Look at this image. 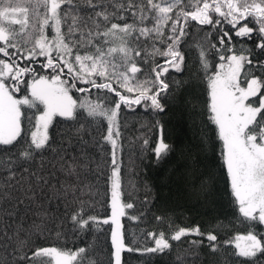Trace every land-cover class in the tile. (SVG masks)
<instances>
[{
	"label": "snow or ice",
	"instance_id": "6c2138e0",
	"mask_svg": "<svg viewBox=\"0 0 264 264\" xmlns=\"http://www.w3.org/2000/svg\"><path fill=\"white\" fill-rule=\"evenodd\" d=\"M181 96L205 117L198 152L215 157L194 162L197 191L222 179L244 234L176 227L133 248L121 224L134 207L121 198L122 106L164 113ZM105 145L111 216L101 220L89 214L86 180L100 167L88 149ZM170 150L161 136L156 163ZM101 225L108 264H126L124 252L163 254L170 241L208 264H264V0H0V264H98L95 242L75 241ZM53 236L74 246H44Z\"/></svg>",
	"mask_w": 264,
	"mask_h": 264
},
{
	"label": "trees",
	"instance_id": "16d2710c",
	"mask_svg": "<svg viewBox=\"0 0 264 264\" xmlns=\"http://www.w3.org/2000/svg\"><path fill=\"white\" fill-rule=\"evenodd\" d=\"M195 31V30H194ZM196 35L202 33L196 32ZM234 40L236 38L234 37ZM236 47H239L237 42ZM195 71V68H193ZM95 92V90H93ZM83 93L73 92L74 98L83 96ZM206 98L203 87L196 93V101L202 102ZM199 112V109H197ZM193 112L191 104L187 103L184 96L176 102H170L164 113L154 114L151 108L142 105H133L132 109L122 106L120 115L121 150L118 152V161L121 163V154H125L133 164L134 172L126 175V183L122 182V201L134 202L137 211L126 209V215L121 217L122 232L125 243L133 248L143 249L154 247V233L158 237L163 232L167 237L176 227L191 228L199 225L202 231L216 230L221 239H227L228 235L244 234V229L236 223L238 213L230 203V198L225 194V186L222 179L217 178L207 195L198 193V171L194 162L203 164L215 163V157L209 150L206 154L198 152L199 128L203 115ZM60 119V118H57ZM162 125V132L160 126ZM55 123V122H54ZM106 122H102L101 130L93 129L95 141H100L102 133H106ZM170 146L168 156L161 163H156L152 149L159 139ZM148 144L145 145L144 141ZM106 151L101 154L96 148L90 147L89 153L94 155L100 163V167L87 176L86 182L95 185L91 199L95 206L88 209L89 214L99 219L109 218L110 214V182H106V169H109L106 161L109 159L110 146L105 145ZM130 156H133L131 161ZM180 176L181 182H177L174 176ZM121 177V173H120ZM99 178V179H97ZM214 193V195H213ZM89 197H85L88 199ZM136 214L138 219L128 218V214ZM156 216L165 219L161 222ZM235 224V227L231 225ZM104 231L90 232L75 241V245L82 246L85 241L95 242L93 253L98 264H108V249L110 247L109 225H101ZM185 240L200 239L199 237H186ZM173 247L163 254H145L128 252L124 254L126 264H208L206 256H193L195 249L188 243L170 241ZM44 246L73 247L71 240H57L55 236L42 242ZM207 243V241H205ZM200 251L207 253V248L201 246Z\"/></svg>",
	"mask_w": 264,
	"mask_h": 264
},
{
	"label": "bare ground",
	"instance_id": "6f19581e",
	"mask_svg": "<svg viewBox=\"0 0 264 264\" xmlns=\"http://www.w3.org/2000/svg\"><path fill=\"white\" fill-rule=\"evenodd\" d=\"M124 155H125L124 153L120 155V157H121L120 173H121L122 182L125 184V183L127 182L125 176L128 175V173L134 172L133 167H134V168H136V167L133 166V164H131V166H130V164H129V163H130L129 159H127V156H124ZM130 159H131V161H132L133 156H130ZM106 170H107V171H106V174L109 175V174H110L109 169H106ZM109 191H110V194H111V187H110ZM131 203L134 205V207L132 208L133 211H134V212L137 211L136 204H135L134 202H131ZM135 213H136V212H135ZM135 213L133 214L134 216H136ZM154 245H155V243H154ZM124 254H126V252H124L122 255L124 256ZM132 254H133V253H129V252H128V256H127V257H130L129 255H132Z\"/></svg>",
	"mask_w": 264,
	"mask_h": 264
},
{
	"label": "rangeland",
	"instance_id": "374dc122",
	"mask_svg": "<svg viewBox=\"0 0 264 264\" xmlns=\"http://www.w3.org/2000/svg\"><path fill=\"white\" fill-rule=\"evenodd\" d=\"M179 177H180V176H178V175L174 176V178L177 179V182H178V181H179V182L182 181V178L180 179ZM213 195H214V193H213ZM110 201H111V194H110ZM110 216H111V209H110L109 217H110Z\"/></svg>",
	"mask_w": 264,
	"mask_h": 264
}]
</instances>
